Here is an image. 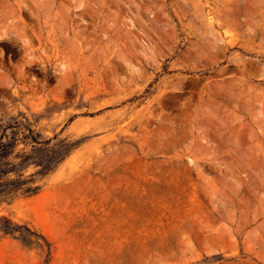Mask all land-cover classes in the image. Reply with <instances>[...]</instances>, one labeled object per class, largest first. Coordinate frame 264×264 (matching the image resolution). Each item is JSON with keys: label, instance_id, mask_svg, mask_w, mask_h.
<instances>
[{"label": "rangeland", "instance_id": "rangeland-1", "mask_svg": "<svg viewBox=\"0 0 264 264\" xmlns=\"http://www.w3.org/2000/svg\"><path fill=\"white\" fill-rule=\"evenodd\" d=\"M16 122L69 153L0 200V264H264V0H0Z\"/></svg>", "mask_w": 264, "mask_h": 264}, {"label": "trees", "instance_id": "trees-1", "mask_svg": "<svg viewBox=\"0 0 264 264\" xmlns=\"http://www.w3.org/2000/svg\"><path fill=\"white\" fill-rule=\"evenodd\" d=\"M22 122L8 123L0 129V200L9 198L12 195H17L20 192L34 194L39 189L36 182L35 175H45L54 168V165L61 162L67 155L66 153L53 149L54 154L49 159H42L40 156L36 157L35 153L17 152L19 141L22 139L20 133L22 131ZM26 133L23 138H31L34 142L46 145L52 148V138L42 140L40 133L28 125H25ZM52 150V149H51ZM18 159V160H17ZM31 164L40 165V168L28 177L25 176V169ZM32 183V185H31ZM7 219V218H6ZM1 229L10 234H16L26 244L39 243L41 248L43 243L39 241L41 237L39 233L28 224L21 225L19 222H14L10 219L6 220Z\"/></svg>", "mask_w": 264, "mask_h": 264}, {"label": "bare ground", "instance_id": "bare-ground-1", "mask_svg": "<svg viewBox=\"0 0 264 264\" xmlns=\"http://www.w3.org/2000/svg\"><path fill=\"white\" fill-rule=\"evenodd\" d=\"M102 25V24H101ZM102 29V28H101ZM68 40V39H67ZM74 41V40H73ZM72 41L73 45H74V42ZM68 42V41H67ZM71 43V42H70ZM70 45V44H69Z\"/></svg>", "mask_w": 264, "mask_h": 264}]
</instances>
